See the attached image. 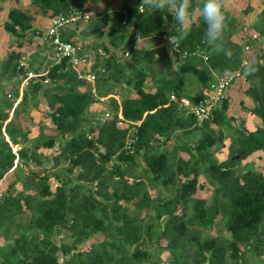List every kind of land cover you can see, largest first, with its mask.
<instances>
[{"label":"trees","instance_id":"16d2710c","mask_svg":"<svg viewBox=\"0 0 264 264\" xmlns=\"http://www.w3.org/2000/svg\"><path fill=\"white\" fill-rule=\"evenodd\" d=\"M110 1L27 0L34 9H5L0 28L16 42L0 56V84L8 85L0 98V179L9 178L0 187V264H264V172L249 158L264 151V43L244 50L246 38L232 39L238 17L224 5L223 46L232 55L214 51L205 43L202 0H193L192 30L172 51L163 35L179 33L169 9ZM96 3L79 30L78 21L61 30L86 62L78 70L94 75L93 92L67 56L55 61L42 29L54 14L85 13ZM33 12L46 24L33 25ZM263 20L264 6L255 31ZM33 36L40 42L25 56L21 41ZM137 38L152 43L136 46ZM244 58L255 72L244 74ZM235 69L251 101L243 109L257 118L252 128L243 117L232 122L226 94L201 121L177 102L197 103L215 75ZM113 89L119 101L102 97ZM39 105L54 133L40 120L33 134L23 126L20 115Z\"/></svg>","mask_w":264,"mask_h":264},{"label":"built area","instance_id":"2783aa9c","mask_svg":"<svg viewBox=\"0 0 264 264\" xmlns=\"http://www.w3.org/2000/svg\"><path fill=\"white\" fill-rule=\"evenodd\" d=\"M91 14V11L82 13L79 9H73L68 13H57L49 17L48 23L45 26V34L49 37V41L55 49V61H57L62 56H67L71 62V66H73L78 76L84 77L91 83H93L94 75L91 73H83L78 70L81 65H85L86 62L84 59H78L75 56V45L68 40H63L61 38V30L64 27H68L69 25L75 23L76 21L83 19L86 21ZM262 31L252 30L250 32V37L252 39H260L262 43H264V20L261 25ZM173 35H163V39L167 41L169 48L174 51L177 47L170 43V38ZM175 37V36H174ZM244 50L248 49V45L243 46ZM185 52H183L184 54ZM205 59L206 56L203 55ZM246 62V59H242L241 64ZM20 64H25L23 59L20 60ZM232 79L225 83L226 77L223 72L221 74L215 75V78L208 85L202 87L200 90L201 97L197 103H190V101L186 98H180L177 102L185 108V110L189 113H192L198 121L203 119H208L211 115V109L215 106L219 100L225 95V91L229 85H231L237 78L241 76L240 69H235L231 71ZM31 75V72L27 73ZM91 90L94 92V88L91 87ZM170 98L176 100L173 95H170ZM120 122V121H119Z\"/></svg>","mask_w":264,"mask_h":264},{"label":"rangeland","instance_id":"374dc122","mask_svg":"<svg viewBox=\"0 0 264 264\" xmlns=\"http://www.w3.org/2000/svg\"><path fill=\"white\" fill-rule=\"evenodd\" d=\"M110 2L112 3L113 6H118L119 3L121 2V0H111ZM231 2H233V1H231ZM224 3H225V7H227V8L230 5L232 6V8H235V6L237 4V0H235V2H233L232 4L229 2V0L228 1H225ZM0 4H1L2 8H4V9H2L0 11V21L2 19H4V17H5V11H6L5 9L7 7L11 6V5H18V6L22 7V8H25V9H26V7L33 8L31 5H27V0H18V2H15L14 0H1L0 1ZM101 5H102L101 3H99V4L96 3V5H93L91 7V9H90L91 14L93 13V11L95 9L99 8ZM234 12L236 13L235 10H234ZM33 13H34V19H35L33 21V25H35V26H42V25H45L46 24L47 19H45L43 17V15H41V14H39L37 12H33ZM236 15H238V13H236ZM238 20H239V18H238ZM78 24H80V21H78ZM81 31H82L81 33H83V34L86 33L83 29H81ZM233 32H235V31H233ZM36 40H37V38H35L33 36L32 39H31V43L29 44V43L26 42L27 39L26 38H23V40L21 41L23 43V45H22L21 48H22L25 56L29 52L28 50H30L33 47L32 46V41H36ZM15 42H16V39L14 37H12L11 35H9L5 31H2L1 28H0V56H3L4 50L9 47V44L15 45ZM140 42L143 43L142 40ZM151 43H152L151 40L150 41L147 40V42L145 43V45L147 46V45H150ZM250 46L248 47V50L249 49L250 50L252 49V47H250ZM50 53L55 56V50H50ZM146 81H147V83H149V80L148 79ZM236 81H238V80H236ZM241 84L242 83L238 81L237 83H234L233 85L229 86V87H232L233 89H236V92L234 93L233 96H231L232 98H230L231 101L229 102V105H228V108H227L226 111H227V113L231 114L233 117L234 116L237 117V119L235 120V118H234L232 120V122L236 123L238 121V118L239 117H243L245 126L247 128H252L253 125H254V123H255V121H257V118L254 117V116H252L254 118V120H255L254 121L253 118L250 116V114L243 109L244 106L250 105V102H247V101H249L248 98H245L246 100L245 101L244 100L242 101L243 102L242 103L243 106H240L238 104L239 97H241L240 96V86H241ZM191 88H194L193 91L197 89V87H196L195 84L192 85ZM7 89H8V85L6 83L5 84H3V83L0 84V98H2L4 96V94H5V92H6ZM228 89H226L225 94L228 92ZM228 96H230V95H228ZM32 113L34 114V116H35L36 119L39 118V117H37L38 114L35 112V110H33ZM21 119L22 118L20 117V120ZM41 119H39V120H41ZM42 121L46 125L45 126V132L46 133H54V130L51 128L52 126L50 125V123H51L50 120L47 118V120L44 119ZM22 124H23V126H28L29 128L32 129L31 132H30V134L35 132V125H36V123L33 121L31 115L29 117H25L24 119H22ZM181 137H182V135H180V138ZM186 139H188L187 135L183 136V140H186ZM172 140H177V138L172 137ZM172 140L170 139L169 142H167L166 145L167 146H170L171 143H172ZM224 141L226 142L227 140L225 139ZM225 153H226V150H225V147L223 146L222 148L219 149V151L215 152V157L218 158V159H222L225 156ZM249 158L253 160V163H254L255 166L261 168V170L264 172V151L254 152L251 156H249ZM249 158L247 157L246 160H248ZM244 161L245 160H242L241 162H244ZM6 178H7V176H6ZM3 185H4V183H3ZM198 193L200 194L201 191H198ZM97 238H98V236H97ZM90 240L91 239L87 240L86 243H88ZM0 241H1V237H0ZM165 254L166 253L164 251H162L161 252V257L164 258L165 257Z\"/></svg>","mask_w":264,"mask_h":264},{"label":"clouds","instance_id":"9594fccd","mask_svg":"<svg viewBox=\"0 0 264 264\" xmlns=\"http://www.w3.org/2000/svg\"><path fill=\"white\" fill-rule=\"evenodd\" d=\"M162 11L169 9L178 27V37H171L170 43L179 47V40L186 39L193 27L192 13L193 0H141L140 8ZM200 15L203 19L205 28V43L216 52H223L226 57L231 58V51L223 46V35L230 22L229 16L224 9V0H202ZM199 25H197L198 27ZM245 75L256 71L255 67L249 62L242 64ZM225 83L232 79L231 72L224 73Z\"/></svg>","mask_w":264,"mask_h":264},{"label":"crops","instance_id":"0c3cea01","mask_svg":"<svg viewBox=\"0 0 264 264\" xmlns=\"http://www.w3.org/2000/svg\"><path fill=\"white\" fill-rule=\"evenodd\" d=\"M225 1H228V0H224V2ZM231 1H233V2H235V0H229V2L232 4L233 2H231ZM246 2H248V4L250 5L247 9H244V7H245V5H246ZM224 5H225V3H224ZM264 6V0H237V4H236V6H235V8H232V6L230 5L228 8L229 9H232V10H235L236 11V13H238V15H237V17L239 18V20H238V28H237V30H235V32H232V35H231V38L232 39H234V40H236V41H241V40H243V38H246V42L244 43V45L246 44V45H248V47L250 46V47H252V49H254L256 46H258L259 45V43H260V45L261 44H263L262 42H261V40L260 39H252L251 37H250V32L252 31V30H254V28H253V23L254 22H256L257 21V16H258V14H259V12H260V10H261V8ZM90 11V10H89ZM81 25H83L82 23L81 24H77V30H79L80 29V26ZM76 26V24H71V25H69L68 27L69 28H73V27H75ZM45 26H43V29H42V33L44 34V30H45V28H44ZM82 31H80V32H78V36L79 37H81V38H83L84 40H85V42L86 41H89L88 42V45L90 44V42H91V39H89L90 37H91V35L89 34V35H84L83 33H81ZM77 33V32H76ZM246 35V36H245ZM142 40V42L143 43H141L140 41ZM37 41H39L40 42V40L39 39H37ZM37 41H32V48L30 49V50H28L29 52L31 51V50H33L34 49V47H35V44H36V42ZM148 41H150V40H148ZM27 43H31V41L30 42H28V41H26ZM140 42V43H139ZM147 42V39H145V38H137V40H136V42H135V45L136 46H139V45H143V44H145ZM250 43V44H249ZM23 44V43H22ZM49 49V48H48ZM248 50V49H247ZM119 53L120 52H118L117 51V54L119 55ZM82 66V65H81ZM90 84H91V87H93V83H91L90 82ZM233 85V84H232ZM94 88V87H93ZM229 88V89H228ZM227 89H228V92L226 93V95L228 96V95H230L229 97L230 98H232L231 96H233L234 95V93L236 92V90L235 89H233L232 87H228ZM192 90L194 89V88H191ZM197 90V89H196ZM196 90H194V91H196ZM115 93H114V92ZM110 95H112L113 97H115L116 98V100L117 101H119V96L121 95V93H120V91L118 90V92L117 91H115L114 89L113 90H111L110 92H108L105 96H102L103 98L104 97H106V96H110ZM131 95H133V93L131 92ZM240 96L241 97H239V100H241V101H245L246 99L245 98H248L247 96H245L244 94H243V92H242V90L240 89ZM239 100H238V102H239ZM248 100L249 101H247V102H250V105H251V101H250V99L248 98ZM231 101V100H230ZM239 104V103H238ZM250 105H247L246 107H249ZM41 107H42V105H39L38 106V108H31L30 109V111H29V115H31L32 116V119H33V121L36 123L37 121H39V119H41L40 121H41V123L44 125V126H46L45 125V123H43V121L42 120H44V119H46L47 120V118L48 117H44V115H42V113H41V111H40V109H41ZM91 107L92 108H98V107H101L100 106V104L99 103H96V102H93L92 104H91ZM33 110H35V112L38 114V116L37 117H39L38 119H36L35 118V116H34V114L32 113L33 112ZM10 113H11V111H10ZM9 113V114H10ZM22 116V117H21ZM251 117H252V115H250ZM20 117L22 118V119H24L25 117L21 114L20 115ZM19 117V118H20ZM253 118V117H252ZM22 119H21V121H22ZM49 119V118H48ZM50 125H52V123H50ZM45 130V129H44ZM31 134H33V133H31ZM9 178L7 177V179H3V178H1L0 179V187L1 188H3L4 186H5V184L3 185V183H4V181L5 182H7V180H8Z\"/></svg>","mask_w":264,"mask_h":264},{"label":"water","instance_id":"95a60500","mask_svg":"<svg viewBox=\"0 0 264 264\" xmlns=\"http://www.w3.org/2000/svg\"><path fill=\"white\" fill-rule=\"evenodd\" d=\"M238 156V154H235V157H237Z\"/></svg>","mask_w":264,"mask_h":264}]
</instances>
